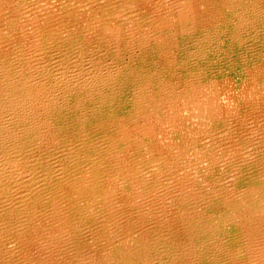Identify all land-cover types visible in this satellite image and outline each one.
Masks as SVG:
<instances>
[{
	"label": "bare ground",
	"instance_id": "obj_1",
	"mask_svg": "<svg viewBox=\"0 0 264 264\" xmlns=\"http://www.w3.org/2000/svg\"><path fill=\"white\" fill-rule=\"evenodd\" d=\"M40 1L0 0L6 54L26 61L16 71L0 62V201L25 189L20 205L10 198L0 212V264L17 253L22 264H64L56 253L66 249L67 264H87L90 252L74 245L80 233L100 247L99 264H264V60L244 64L247 90L237 102L191 69L208 41H262L264 0H140L150 35L124 8L135 0H114L106 11L102 0V13L85 22L96 40L76 32V53L45 52L32 64L26 59L48 29L34 11ZM116 12L137 35L121 32L122 46L110 33ZM176 107L188 122L181 142L159 150L139 120ZM102 137L109 147L96 157L93 141ZM60 139L80 143L54 177L47 150ZM30 159L28 182L15 169ZM37 238L44 252L33 261L17 248Z\"/></svg>",
	"mask_w": 264,
	"mask_h": 264
},
{
	"label": "rangeland",
	"instance_id": "obj_2",
	"mask_svg": "<svg viewBox=\"0 0 264 264\" xmlns=\"http://www.w3.org/2000/svg\"><path fill=\"white\" fill-rule=\"evenodd\" d=\"M70 1L71 0H42L37 5L38 7L36 9H38V10L36 11V10L33 9L36 13L39 12L38 13V16H39L38 19L41 21L42 24L44 23L43 24L44 26H45V23L48 22L47 23L48 26H46V27H48V29H47V33L44 35V38H43V36L39 37V39L41 41V44L38 45L39 47L37 46V47L34 48V51L36 50L35 52H33V53L28 55L29 59L27 57V59H26L27 61L31 62L32 64H36L37 61H38V57H40L43 54H46L45 52H47V56L51 57V58H54L55 54H57V53L63 54L67 50H70V51H73L74 53H76L77 49H78V45H79L78 44V37L76 35L77 34L76 32H78V33L83 32L84 33L85 31H88L90 33H88L86 37H88V38H90L92 40H96L95 39V35H92L93 29L88 30L89 27L86 26L85 22L86 21H90V22L92 21L91 17L93 18L94 12L102 13V11L104 9H103L102 6H99L100 3L102 2V0H95V3H93L92 0H72L71 2ZM63 2H64V4H63ZM73 2L75 3L74 5H73ZM87 2H91V6L90 7L85 6ZM115 2H116V0H115ZM113 3H114V0H106L105 4L103 2L101 4L104 6L105 11H106V10H108V8ZM44 4H46V5H44ZM56 4L58 5L57 6L58 8L56 7ZM204 4L206 6H208L207 2H205ZM76 5H78V6L81 5V6H84L85 8H84V10H82L80 7L75 9V7H77ZM46 6L48 8H46ZM59 6H61V7H59ZM142 6H143V2H141L140 0H135L134 4L132 6L131 5H126L124 8L126 10H129L128 9L129 7H133L135 13L137 14V16L140 19L137 23H140V21H141V24L144 25L143 28H144L145 32L148 35H150L152 27L145 25V23L143 21V18H145L147 16L142 15V13H141V7ZM73 7H74L75 10L73 9ZM48 9H50L51 11L48 10ZM57 10H59V11L62 10V11L59 12ZM76 10H78L77 13H76ZM44 11L45 12L47 11V12L45 13ZM48 11L52 15L48 14ZM53 11H54V13H53ZM56 12H58V13H56ZM148 13L150 14L148 16H153L154 15V9L152 7H150L149 10H148ZM111 17H113V18L111 19V23H110V25H111L110 33H112L113 35L117 36V45L122 46L123 43H124V41L122 40V38L120 36L121 32H123L124 35L127 36V37L133 36V37L137 38V35L133 31H131V24L129 22H127V21H122L123 16H121L120 14H118V12H116ZM45 18H47L51 23L49 24V21L47 19H45ZM93 19H95V18H93ZM135 19H137V18H135ZM55 21H56V24H55ZM67 22H68L67 25L69 27L73 28V30L70 29L71 32H70L69 29H65V30L63 29V26ZM71 23H73V25H71ZM54 24L56 25L57 29H55ZM60 24H61V26H60ZM66 30H67V32H66ZM62 32H64L65 34L62 33ZM100 32H101V30H99V33ZM49 33H51V35ZM54 33H55L56 36L54 35ZM47 35H48V38H47ZM106 35H107V33L105 32L103 34V36H106ZM202 35H203V33L201 34L200 38L203 40L204 43H206L207 41H206V39L202 38L203 37ZM249 35L250 34H246L244 36V40L242 42L244 45L243 44L239 45L237 42L233 41L230 38V35L228 36V34L225 35V37H224L225 39L223 38V42H222L223 45L220 42H217L216 39L211 41V42L208 41L210 43H208V42L206 43V45L209 44L208 48H207L208 51L205 54L206 57L204 58V57L197 56L196 58H199V59H195V62L192 63L193 65H192L191 69L192 68L200 69V72H202L201 74L203 76V79L207 83H211L212 82L213 87L216 89V91H218V96L224 97V99H226V100L234 98L235 101L237 102V101L240 100V97L246 92L247 84H246V82H245L246 80L244 78L245 77L244 64H249V63L255 62L257 59L264 60V39H263V37H262V39H263L262 41L261 40H256V41L253 42L251 36H249ZM0 36H1V34H0ZM1 37H0V62H2L3 60L7 61V63L11 65V68L14 71H16L19 68L18 66H22V64H24V62H26V61L25 60L20 61L21 58L17 54H9L7 56L6 52H7V45L8 44L4 40V38L3 37L1 38ZM65 37H67V38H65ZM51 38H52V42H51ZM247 38H249V39H247ZM47 41H50V42H47ZM58 41L59 42L61 41V43H59ZM68 41H69V43H68ZM149 41L152 42V39L150 38ZM47 43H48V45H47ZM63 43L65 44V46H64ZM42 44H43V46H42ZM49 44H51L50 47H49ZM66 44H67V46H66ZM72 45H74V46H72ZM70 46H72V47H70ZM136 46H137V42H136L135 39H133L130 43H127V48H128L127 51L134 50L136 48ZM66 48H68V49H66ZM210 52H212V53H210ZM14 55H15V57H14ZM207 66H209V67H207ZM203 70H205V72ZM203 74H206V75H203ZM221 75H222V77H221ZM259 89H261V87ZM216 97H217V94H216ZM90 111L91 110L88 109V113H90ZM262 118L264 119V115H263ZM139 123L141 125L147 124L148 127L151 129V131L153 132V135H150V139L155 142L154 146L157 149H159V150L160 149H164L165 150L168 147V145L175 144V143L176 144L180 143L181 139H180V137L178 135L181 134L184 131L186 125L188 124L187 119L182 114H180V112L178 110V107L175 108L174 112L165 109L163 112H161V114L159 115L158 119L155 117V115H151L149 117H142V118H140ZM91 138H92V136H91ZM102 138L94 139V141H93L94 145H95V149H96V150L94 149V153L96 154V157H98L100 154H103L104 150L109 147L106 142L104 144V142H103L104 138L103 139ZM59 141H58L59 144L57 143V145L55 147L53 146V147H51V148H49L47 150L48 152H50L49 153V157H50L49 161H50V163H52V166L54 167L53 168V176L54 177H56L55 175L62 176L65 173V171H64L65 168H64V166H62L63 165L62 164V160L65 159L69 155H70V157L73 156L74 155L73 153L75 152V150H74L75 145L78 146L79 143H80V141H78V140H74V141L69 140L70 142H72L71 144H68V143L65 144L64 140H61V139ZM132 145H134V144H132ZM129 149L132 151L133 147H130ZM47 151H46V153H47ZM53 151H54V153H53ZM16 157H18V155H16ZM40 158L41 157H36L35 156V159H40ZM257 158H258V156H257ZM35 159H30L28 164H24V162H18L21 165L20 166L17 165L18 168L15 169V171L21 177V180H27L28 182H30L29 181L30 180V178H29L30 177L29 176L30 175L29 167H30V164L32 165L34 163ZM21 167H23V168L26 167L25 169H27L28 171L27 170L25 171V169H23ZM257 168L258 167H255V165L251 166V169L252 170L254 169L253 171H255V172H257ZM38 183H40V188L42 189V187H43V178L42 177L38 180ZM13 188L8 189L7 193L9 195V197L6 198L7 200L5 199L4 202L0 201V210H1L0 212H2L4 207H6V205L9 204V200L11 198V194H13L12 191H14ZM15 190H16L15 192L19 191V193H17L16 195H13V196H17L18 198L21 195V193H24V191H25V189L22 188V187L21 188L20 187L15 188ZM17 197H13L14 199L11 198V200H12V202H16L17 204L20 205L19 199ZM2 201H3V199H2ZM1 223L2 222L0 221V224ZM90 223H92V221H90ZM76 232H78V231H76ZM78 233H80V232H78ZM80 234L82 236L78 237L74 241V243H75L74 245L77 246L81 251L85 250V251H89L90 252V258L91 259L87 260V264H99L98 260L100 259L101 255L103 254L101 249H100V247L98 245L93 247L92 244L90 242H88V239H86V237L83 235L85 233H80ZM36 242H38L37 245L34 244V243H30L29 241H26V244L21 245L17 249H18V251L22 250L25 254L30 255L31 259L33 258V261L34 260H39L41 258V256L43 255L44 251L37 247L41 243L38 238H37ZM10 245H11L10 243L6 242L4 247L8 248V247H10ZM18 246H19V244H18ZM4 251L5 250L1 248L0 256H2L5 253ZM10 256H12V259H10V260L13 262V264H22L19 261V260H21L20 259V256H21L20 253H17V254H14V255H9L7 257V259L6 258L2 259V262L4 263L6 260H8V258ZM56 257H58V259H61V260L63 259L62 261L63 262L65 261L64 264H67L69 262L68 261L69 260V258H68L69 255H68V250L67 249L65 250V252L58 251L56 253ZM53 259H56V258L53 257ZM54 264H56V263H54Z\"/></svg>",
	"mask_w": 264,
	"mask_h": 264
}]
</instances>
